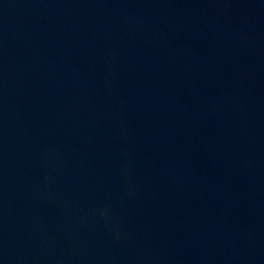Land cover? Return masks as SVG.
Listing matches in <instances>:
<instances>
[{
  "label": "water",
  "instance_id": "water-1",
  "mask_svg": "<svg viewBox=\"0 0 264 264\" xmlns=\"http://www.w3.org/2000/svg\"><path fill=\"white\" fill-rule=\"evenodd\" d=\"M0 264H264V0H0Z\"/></svg>",
  "mask_w": 264,
  "mask_h": 264
}]
</instances>
